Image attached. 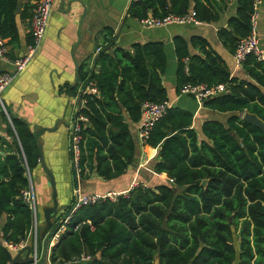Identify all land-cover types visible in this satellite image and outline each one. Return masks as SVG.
<instances>
[{
  "label": "trees",
  "instance_id": "1",
  "mask_svg": "<svg viewBox=\"0 0 264 264\" xmlns=\"http://www.w3.org/2000/svg\"><path fill=\"white\" fill-rule=\"evenodd\" d=\"M17 1L0 0V37L13 47L19 46ZM31 1L36 0L22 5L23 20L31 18ZM220 6L216 0H132L127 14L140 21L194 11L199 22H212ZM252 12L253 0H237L235 15L218 29L217 37L229 53L250 33ZM113 39V29L106 27L96 71L88 70L87 61L79 67L78 84H91L96 91L78 92L82 104L76 114L87 121L81 124L73 175L83 180L121 176L135 153L125 115L138 122L145 101L167 100L163 42H136L127 50L114 46ZM31 41L30 34L27 43ZM173 43L177 92L188 83H224L225 93L206 99L203 106L225 114V120L203 121L199 134L190 111L169 107L146 139L157 150L153 170L164 173L167 182L138 184L115 201L77 208L51 250V264L73 263L81 254L90 259L80 264H264V133L242 120L248 112L264 123V59L248 55L240 76L231 73L203 37L194 36L189 43L176 37ZM7 56L13 59L9 51ZM68 87L63 86L77 94V87ZM8 116L12 148L0 157V176L7 178L0 181V218L7 215L1 232L18 243L29 239L32 225L31 209L20 197L28 186L20 157L32 173L39 155L29 125ZM2 145L7 142L0 137ZM11 259L12 253L0 244V264H11Z\"/></svg>",
  "mask_w": 264,
  "mask_h": 264
},
{
  "label": "crops",
  "instance_id": "2",
  "mask_svg": "<svg viewBox=\"0 0 264 264\" xmlns=\"http://www.w3.org/2000/svg\"><path fill=\"white\" fill-rule=\"evenodd\" d=\"M131 1L55 0L42 43L32 54L26 67L16 73L11 62L5 61L0 56V74H15L11 84L1 93V102L7 114L26 122L31 131L35 126L53 127L56 121H64V124H60L56 130L45 131L40 136L43 145V160L54 175L59 204L70 205L77 190L80 195H88L108 190L127 191L133 182L144 185L151 182L155 184L167 182V176L164 173L158 174L153 170L157 150L139 142L137 136L139 121L132 122L126 115L124 118L133 136L135 153L133 162L125 172L108 181H104L96 175L85 180L73 175L69 142L71 125L78 111V92L82 90V86L78 84L75 97H72L63 86L65 84L70 86L75 81L74 60L78 62L79 67L87 61L88 70H97L95 58L100 50L99 45L106 27L113 29L114 46L127 50L136 42H163L166 55L163 85L166 89L167 100L171 106L180 107L193 114V127L199 134L203 121L207 119L224 121L225 114L210 110L203 104L197 103L191 96L177 92V59L174 51V39L181 37L189 43L194 36L205 38L211 48L225 61L231 73L243 75L241 70H233L232 54L217 37L218 29L226 27L228 19L235 15L237 0H216L221 5L216 21L172 23L160 27H145L139 20L130 17L127 10ZM23 3L25 0H20V12ZM33 3L34 1H31V4ZM20 12L17 13L19 46H8L9 54L13 59L23 56L27 52V41L30 35V19H21ZM257 24L260 46L264 50V0H261L257 9ZM75 43L76 46L73 47ZM190 50L191 52L197 51L194 48H190ZM6 116L0 107V137H3L7 142V145H2L0 148L1 158L12 148V139L7 136L10 123ZM32 173L36 176L37 186L42 193L41 207L50 205V185L40 163ZM6 179L0 176V181ZM64 213L66 214L67 210ZM6 217V214L1 215L0 227L4 224ZM42 223L41 216L40 224L42 225ZM27 245H30V239L26 241ZM47 247V243L42 241L41 248H39L38 264H43L42 259ZM49 260L50 258L47 256L44 264H50Z\"/></svg>",
  "mask_w": 264,
  "mask_h": 264
},
{
  "label": "built area",
  "instance_id": "3",
  "mask_svg": "<svg viewBox=\"0 0 264 264\" xmlns=\"http://www.w3.org/2000/svg\"><path fill=\"white\" fill-rule=\"evenodd\" d=\"M55 0H36L33 3L32 14L30 18V34L32 36V41L27 45V52L20 57H16L11 59L7 56L8 46L6 44V40L0 37V56L7 62H11V64L15 67L16 73L23 70L28 61L30 60L32 54L38 49L41 45L43 37L45 35V30L48 24V19L50 13L52 11V7L54 5ZM261 0H253V12L250 17L251 29L250 33L239 40L235 52L232 54L234 67L233 70H241L246 60L247 56L252 54L258 60L264 59V50L260 46L259 37H258V24H257V9ZM140 22L145 27H160L165 26L172 23H199V21L195 18V12L189 11L184 16H173L167 15L162 19L146 17ZM233 74V72H232ZM15 77V74L10 73H2L0 74V107L2 111L7 115V119L9 120L10 126L13 128L11 120L5 111L2 102H1V93L5 90V88L11 84ZM227 87L224 83H218L214 85H207L204 83L199 84H185L180 88L179 93L191 96L197 103L203 104V102L212 97H216L225 93ZM83 92L95 93V88L91 86V84H87L84 88H82ZM82 103V101H81ZM171 107V104L168 100L162 102H150L145 101L142 104V116L139 120L138 127V140L142 144H146V139L148 137L149 131L153 127V125L165 114L166 110ZM87 118L84 116H78V114L74 117V121L71 125V136L69 142V151L71 155V160L73 165L77 164L79 158V145L81 142V124L85 123ZM23 166L25 168V175L28 180V186L21 190L20 197L26 202L31 209L32 213V225L29 233L30 246L32 248L31 256L32 263L38 264L40 258V249H39V224L37 218V208H36V197L35 191L33 187V183L31 180L30 170L22 156ZM172 182V180H169ZM138 183L133 182L131 187L127 191H107L103 193H93L88 195H80L79 191L75 192V196L73 201L70 204L69 209L65 216L61 219L59 228L52 233L47 238V256L50 258L51 250L53 245L59 241L62 234L65 232L67 225L72 217V214L82 205H93L104 201L106 199L115 201L120 195H127L128 192L137 186ZM145 186V185H143ZM84 222H80L74 225L73 230L77 231L81 227ZM90 224V223H89ZM92 227V226H91ZM93 228V227H92ZM0 244L5 247L8 251L13 253H17L20 249L26 246V241H19L18 243H13L7 239H5L1 232L0 227ZM90 259V256L81 254L78 258V262H86ZM50 261V260H49ZM76 261V262H77ZM51 264V262H50Z\"/></svg>",
  "mask_w": 264,
  "mask_h": 264
},
{
  "label": "water",
  "instance_id": "4",
  "mask_svg": "<svg viewBox=\"0 0 264 264\" xmlns=\"http://www.w3.org/2000/svg\"><path fill=\"white\" fill-rule=\"evenodd\" d=\"M20 12V0L17 1L15 13ZM79 40V38H78ZM76 46V43L73 45V47ZM75 64V81L72 85L68 87V91L71 90L72 88H75L78 86V71H79V64L76 60H74ZM72 97H75L74 93L68 92ZM77 105L78 109L81 106V97L80 95L77 97ZM77 115V114H76ZM75 115V116H76ZM242 120L252 124L256 127H258L263 133H264V123L255 115L250 114L248 112H245L242 116ZM60 124H64V121L58 120L55 122L53 127H40V126H35L32 129V135L35 139L37 148H38V155H39V163L40 166L45 173L49 185H50V190H51V204L50 205H44L42 207V218H43V223L41 225V229L39 230L38 233V239H39V248H41L42 241L47 243V238L54 233L60 225L61 220L57 223L58 219L61 218L62 214L69 209V204H59L58 200V192L56 188V181L54 178L53 173L51 170L46 166L44 160H43V145H42V140H41V135L45 131H54L58 128ZM66 125V124H65ZM22 159V156L20 157ZM206 180L202 181V184H206ZM58 243V242H57ZM55 243V245L57 244ZM54 245V246H55ZM46 250L43 255L42 263L44 264L46 261ZM25 252V253H24ZM32 248L30 245H27L20 249L17 253H13L12 259H11V264H31L33 259L31 256ZM24 253V255H23Z\"/></svg>",
  "mask_w": 264,
  "mask_h": 264
},
{
  "label": "rangeland",
  "instance_id": "5",
  "mask_svg": "<svg viewBox=\"0 0 264 264\" xmlns=\"http://www.w3.org/2000/svg\"><path fill=\"white\" fill-rule=\"evenodd\" d=\"M74 113V112H73ZM226 116V115H225ZM224 116V117H225ZM71 163H72V160H71ZM72 165H73V163H72ZM72 168H73V166H72ZM31 180H32V183H33V187H34V191H35V196H36V208H37V218H38V224H39V226H38V228H39V230L41 229V224H40V222H41V216H42V212H41V210H42V207H41V205H40V198H41V196H42V193H41V191H40V189L38 188V186H37V179H36V176L32 173V176H31ZM138 184H141V183H138ZM155 183L154 182H151L150 184H145V186H152V185H154ZM142 185H144V184H142ZM57 188V187H56ZM108 191H116V190H108ZM105 192H107V191H105ZM117 192H119V191H117ZM103 193V192H102ZM65 216V213H63L62 214V216H61V218H59L58 219V221H57V223L63 218Z\"/></svg>",
  "mask_w": 264,
  "mask_h": 264
}]
</instances>
